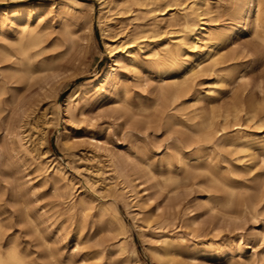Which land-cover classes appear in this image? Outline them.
Returning <instances> with one entry per match:
<instances>
[{"label":"rangeland","instance_id":"rangeland-1","mask_svg":"<svg viewBox=\"0 0 264 264\" xmlns=\"http://www.w3.org/2000/svg\"><path fill=\"white\" fill-rule=\"evenodd\" d=\"M181 1L180 6H166ZM100 3L108 4L111 10ZM210 3L211 12L206 18L216 28L228 25L230 0ZM17 4L37 7V12L31 11L30 22L35 24L39 16L42 51L34 58L33 76L25 75L22 81L12 78L0 87L1 245L14 240L32 264H264V241L255 234L264 230V165L255 158L251 170L241 167L230 147L217 149L221 135L200 141L191 131L196 121L206 119L223 126L221 133L264 134L256 117L246 119L242 109L236 119L230 113L232 102L239 103L237 100L242 98L247 104L250 96L259 100L264 87V58L248 31L236 29L220 50L234 56L237 77L232 84L216 94L205 95L215 71L200 70L187 77L190 102L171 103L164 92L171 74L160 76L144 52L153 43L177 34L181 26L169 22V17L175 15L180 21L183 13L189 12L191 0H0V9H12ZM189 16L195 18L190 12ZM111 19L118 27H113L110 34L121 31L112 45L129 39L133 33L135 42L143 46V50L132 47L139 53L138 71L127 59L116 57L117 51L109 56L100 26ZM0 22L5 24L2 32L14 36L1 12ZM202 47L200 44L192 50L190 58L194 59ZM110 64L116 66L123 82L116 98L109 90L99 93L89 83ZM181 74L178 72L179 78ZM76 84L82 92L71 113L61 107L56 111L55 105L63 107L65 96ZM116 103L119 112L113 111ZM141 104L148 105V109H139ZM36 108L49 112L38 117L35 127L28 131L24 121L34 115ZM168 114L189 120L186 126H167ZM40 132L45 133L46 142L41 141ZM36 146L45 151L41 158ZM178 149L186 161L199 168L177 184L164 183L161 176L168 172L183 175ZM106 154L119 160L114 167H104V182L113 186L106 189L98 184L92 193L89 182L93 176L89 173L87 179L85 167L95 169L99 160L105 164ZM165 157H170L169 171ZM226 160L241 168L237 176L229 175L231 168ZM137 161H151L152 169L145 171V165L135 168L133 163ZM59 164L64 179L53 173V167ZM201 167L231 177L235 186L231 207L218 203L225 192L208 181ZM55 180L59 192L53 188ZM80 197L87 200L85 206H81ZM114 211L125 224L122 233L118 232ZM165 235L184 239L175 262L160 252ZM119 244L124 252L118 251ZM126 254L128 259L124 260Z\"/></svg>","mask_w":264,"mask_h":264},{"label":"bare ground","instance_id":"bare-ground-1","mask_svg":"<svg viewBox=\"0 0 264 264\" xmlns=\"http://www.w3.org/2000/svg\"><path fill=\"white\" fill-rule=\"evenodd\" d=\"M71 1L74 2L75 0H71ZM210 1L211 0H191V4L187 5V8L189 9L190 14L193 13L195 15V18L194 17L191 18L189 16V12H184L180 21L176 18L175 15H171L168 21L177 22L181 26V28L177 30L178 31L177 34L170 36L168 40L166 41L157 42L155 44L153 43V45L149 47V49L146 52H144V57H146L147 60L153 63L154 67L156 68V72L160 76L161 74H171L172 79L168 82L166 86V90L164 91L169 96V101L171 103L186 102V101L190 102L191 97L186 95V90L188 88L187 77L196 73L197 71L204 70V69H210V70L212 69L213 71H215V79L208 83V87L206 86L207 89H206L205 95H208L210 93L216 94L222 87L230 85L234 82V80L237 77V74H236L237 70L235 67V63H233L234 56L232 52L221 53L220 50H221V47H223L222 45H224L226 41L232 36V34H234L236 29H239L241 32L248 31V33L252 36L254 40L256 48L258 49L262 58H264V0H230V8H231L230 22L228 25L222 28L214 27L213 24L211 23L210 18H206L207 15H209L211 12ZM182 3L183 1L178 2V3L176 2L167 3L166 6L171 7V5H179ZM100 6L107 7L106 10L108 11L111 10L108 4L104 5L100 3ZM65 8L72 10V7H70L69 5H66ZM31 11L37 12L38 9L36 6L30 7V5L28 6V5H22V4H17L12 9H6V8L0 9V12L3 15H6V20L8 19L9 25L11 27V32L14 33V36L13 35L8 36L4 34L2 32L3 31L2 29L5 24L3 22H0V34L3 40V42L0 43V87L2 88L12 78L21 79L22 81V78L25 75L32 74L36 70L35 65H34V58L37 55H39L42 51V47L40 46L41 41H42V31L38 25L39 19H40L39 16H37V22L35 24H32L30 22ZM161 13L163 14L165 12H161ZM9 14L11 15L7 16ZM154 23L155 25H158V21ZM113 27L116 28L118 27V25H117V22L112 19L108 20V22L106 21L102 22L100 26L102 38L104 40L105 46L108 49L109 56L110 57L114 56V52L117 51L116 57L127 59L128 62L130 63V66L135 71H138L139 53L137 51H133L132 47H136L139 50H143V46L135 42L136 37L135 35H133V33H130L132 35L129 37V39L122 41L119 44L112 45L113 41H116V39L118 38L117 34L121 32L120 31L113 35L110 34L111 29ZM64 30L67 33L69 32L67 28H65ZM141 31H143V29ZM200 44L203 46L202 49L197 52V55L195 56L194 59H191L189 56L190 52L194 50L195 48L199 47ZM246 54H249V53H246ZM113 60L117 61L118 59L114 58ZM220 63H223V64L219 66L217 69L214 68L215 64H220ZM178 72H182L181 78L178 77L177 75ZM89 83L91 87L97 90L99 93L109 90L111 93L114 94V97L116 98L118 97L119 92H120L119 85L122 84L123 82H122V79H120V77L118 76L116 66H112V64H110L96 78L90 80ZM81 92H82L81 86L79 84L72 86L70 88V91L67 93V95L64 98L63 107L60 106L59 104H56L55 110L58 111L61 107V108H64L65 110L64 112H66L67 114H70L72 108L76 106V104L78 103V99L81 97ZM260 92L262 94L259 100H257L255 96H250L247 104L242 103L243 102L242 98L237 100L239 101V103L232 102L231 109H230L232 118L236 119L238 117V111L242 109L244 110V115L246 119H250V118L252 119L256 117L255 119L256 124L258 123L259 126L264 127V87H261ZM120 109H121L120 105H118L117 103L114 104L113 106L114 112H119ZM139 109L147 110L148 105L141 104ZM47 111L46 109H44L39 112L38 109L36 108L34 111V115L32 117L26 118V120L24 121V123L26 124V129L29 131L31 128L35 127L34 121H36L38 117L45 116ZM151 111H152V108H151ZM51 115L52 114H50V116ZM179 115H181V113H179ZM179 115H174V114H168V116L166 115L167 116L166 125L168 126V125L180 124L182 126L184 125L186 126L185 121H188L189 118L187 117L181 118V117H178ZM223 129H224L223 126H220V127L216 126V123L213 120L200 119L195 122V128L191 131L193 135H195L197 140H200V141L201 139L203 141H210L213 137L217 136L218 134L221 135L220 143L217 149L222 151L223 149L230 147L231 148L230 153H236L235 160L241 162V165H240L241 167L251 170L252 164H255L254 162H252L255 158L257 159L258 162H260V164L264 165V134L249 135L246 133H239L237 131H235L232 134H227V133H221ZM67 132H68V129L64 128V133H67ZM44 134H45L44 132H40L41 141L44 140V136H45ZM93 140L97 141L96 139H94V137H93ZM44 141L46 142V140ZM143 146L144 145H142L141 147ZM170 148L172 149V147ZM34 149L36 150L37 156L40 158L45 153V151H41L38 146L34 147ZM177 153H178L179 161L182 162L183 164V171H182L183 175L179 176L177 174L168 172L167 174L161 176V179L164 183L177 184L183 178H187L188 176H190L189 172H191V170L199 168L198 166H196V164L186 161L184 157L180 154L179 149L177 150ZM127 158L132 159V156L127 155ZM169 158L168 157L164 158L165 159L164 163H165V166L168 168V171L170 170V166H171ZM117 159L118 158H114L110 154H106V157L104 159L106 162L105 164L100 163V160H99L98 161L99 166L97 168L91 169L90 167H85L86 173H88L87 179L90 180V175L93 176L89 182L92 187L91 189L92 193H95V188L98 184H101V186H103L106 189H108L109 186H113L110 183L104 182L106 178V176L104 175L106 172L104 167L106 166L114 167L119 161ZM161 160L162 159H160L159 165L161 164ZM226 162H227V165H229L231 168L229 175L237 176L238 172L241 171V168L239 167L237 168V165L234 166V164H232L230 160H226ZM141 165H145V167L143 168L147 172L152 169L151 161H143L140 163L137 161V163H133V166L135 168H138ZM253 169L255 168L253 167ZM201 170H203L206 173L207 175L206 177L208 178L209 182H211L212 184L215 183L219 185L221 188H223L225 192V196L223 197V199H221V201H218V203L221 206L231 207L235 201V186L233 185L234 183L232 182L231 177L229 176L227 178H224L222 176L216 175L211 170L205 167H201ZM53 173L56 174V176H58L60 179L65 178L64 172L62 171V166L60 164L53 167ZM53 188L56 192H59L60 187L57 184L56 180L54 181ZM158 188L160 189V187ZM80 198H81L80 199L81 206H85V203L87 200L83 199V197H80ZM73 204H74L73 202H70L71 206ZM100 212H102V210ZM113 218L116 220L118 224V232L122 233L125 228L124 226L125 224L121 220L119 215L116 213V211L113 212ZM0 227H1V222H0ZM255 232H256L255 234L258 240L264 241V230L259 229ZM183 240H184L183 237H173V236L165 235L162 238L161 243H160V247H162V250L160 252L166 255L169 258V260L174 261V256L176 254V251L182 247ZM118 251L124 252L123 246L120 244L118 246ZM130 252L133 253V251H130ZM160 252L157 254H160ZM122 258L124 260H127L128 254L124 255ZM0 264H32V262L29 259H27L26 255L22 251H20V249L15 244L14 240H9L5 245H1L0 243Z\"/></svg>","mask_w":264,"mask_h":264}]
</instances>
